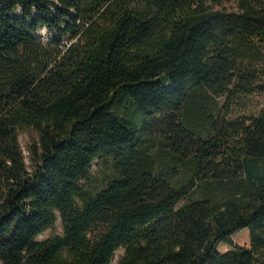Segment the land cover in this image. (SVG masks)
<instances>
[{"label": "trees", "instance_id": "16d2710c", "mask_svg": "<svg viewBox=\"0 0 264 264\" xmlns=\"http://www.w3.org/2000/svg\"><path fill=\"white\" fill-rule=\"evenodd\" d=\"M262 93L264 0H0V264H264Z\"/></svg>", "mask_w": 264, "mask_h": 264}, {"label": "rangeland", "instance_id": "374dc122", "mask_svg": "<svg viewBox=\"0 0 264 264\" xmlns=\"http://www.w3.org/2000/svg\"><path fill=\"white\" fill-rule=\"evenodd\" d=\"M38 36L40 37V39H44V40H48L51 38V34L45 30L42 29L39 33ZM65 41H68L67 39H65ZM251 101V110L258 112L261 108L264 107V93L262 94H255L252 98H250ZM38 138H39V134L38 131L34 128H23L20 130L19 132V140L24 152V155L26 157V161L28 165L32 164V159H31V148H33V146L38 142ZM63 232V227H62V223L61 220L58 219V221L56 222V224L47 229L46 231H44L39 238L40 239H45L48 238L52 235H56V234H61ZM233 240L238 243L239 245L242 246H249L250 244V232L248 229H243L239 232H237L236 234L233 235ZM230 245H228L227 243H220L218 246V249L220 252H224L228 249H230ZM123 254V250H119L116 253V257L115 260L113 261L112 264H117L120 257Z\"/></svg>", "mask_w": 264, "mask_h": 264}]
</instances>
